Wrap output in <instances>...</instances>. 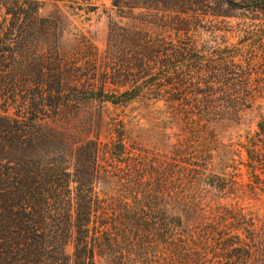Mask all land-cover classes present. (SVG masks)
Wrapping results in <instances>:
<instances>
[{
	"label": "trees",
	"instance_id": "obj_1",
	"mask_svg": "<svg viewBox=\"0 0 264 264\" xmlns=\"http://www.w3.org/2000/svg\"><path fill=\"white\" fill-rule=\"evenodd\" d=\"M113 2L146 11L100 52L42 0H0V264H264V215L245 203L264 201V0ZM138 98L184 123L171 155L129 148L117 122L110 145L74 132L88 104ZM249 109L255 132L222 143L214 126Z\"/></svg>",
	"mask_w": 264,
	"mask_h": 264
},
{
	"label": "rangeland",
	"instance_id": "obj_2",
	"mask_svg": "<svg viewBox=\"0 0 264 264\" xmlns=\"http://www.w3.org/2000/svg\"><path fill=\"white\" fill-rule=\"evenodd\" d=\"M42 2L38 12L40 15L64 14L69 25L63 23V29L71 33L82 31L91 36L100 52H103L107 46L112 24L140 25L139 19L132 17L146 11L143 7H134L131 10L128 6H124L123 9H119L114 5L113 0H42ZM130 3L132 4V0H127L126 4ZM31 13L32 11L28 10L27 14ZM5 14H7L5 7H0V16L3 18ZM121 14H125V16ZM235 14H239V12ZM229 20H231L230 23H226L225 26L226 31L219 32L222 38L220 40L227 42L229 45H235L240 40L239 33L236 30L239 19L231 18ZM171 112L172 109L168 106V102L164 100L155 101L153 99L138 98L120 106L93 102L83 108L74 124V132L79 128L84 133L90 132L91 137H95V134H101L100 139L103 144L108 143L110 145L117 135L112 124L121 123L120 125L117 124V128L125 131V142L129 148L131 146L134 148L143 147L149 151L169 156L172 154L173 144L179 138L182 139V137L188 135L181 120L175 121L177 123L171 122ZM101 113L103 122L98 124L97 116ZM242 114L241 119L238 121H222L214 126L215 133L222 143L244 142L248 134L255 132L259 119L258 111L249 109ZM194 144L197 145L198 143L195 142ZM236 147L238 150L241 149V152H236L234 158L238 161L245 160V152L238 145ZM218 154L215 151L216 160L222 161L223 159L220 158L222 155ZM240 167L241 178L247 182L249 179L247 169L243 165H240ZM245 203L252 207L254 211L264 215V201L251 199L245 200ZM68 252H73L72 244L68 246ZM95 264H109V262L105 258L97 257Z\"/></svg>",
	"mask_w": 264,
	"mask_h": 264
}]
</instances>
